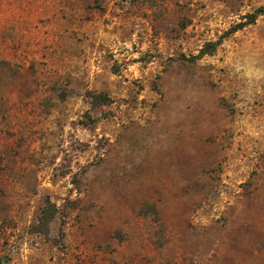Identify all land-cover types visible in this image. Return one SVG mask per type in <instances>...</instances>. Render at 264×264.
I'll list each match as a JSON object with an SVG mask.
<instances>
[{
    "label": "rangeland",
    "instance_id": "374dc122",
    "mask_svg": "<svg viewBox=\"0 0 264 264\" xmlns=\"http://www.w3.org/2000/svg\"><path fill=\"white\" fill-rule=\"evenodd\" d=\"M259 7L0 0V264H264Z\"/></svg>",
    "mask_w": 264,
    "mask_h": 264
},
{
    "label": "trees",
    "instance_id": "16d2710c",
    "mask_svg": "<svg viewBox=\"0 0 264 264\" xmlns=\"http://www.w3.org/2000/svg\"><path fill=\"white\" fill-rule=\"evenodd\" d=\"M257 14H264V7H259L254 13L249 15L250 22L255 20V16ZM216 45H217V43L212 42V41L206 43L202 48H200L198 54L194 55L193 57L200 58L201 56H203L205 54H211L213 52V50L215 49ZM40 220H41V217H40ZM42 220L48 221V218L42 217Z\"/></svg>",
    "mask_w": 264,
    "mask_h": 264
}]
</instances>
